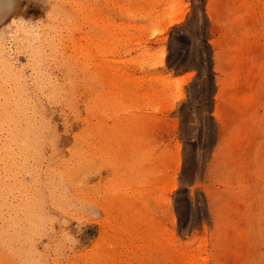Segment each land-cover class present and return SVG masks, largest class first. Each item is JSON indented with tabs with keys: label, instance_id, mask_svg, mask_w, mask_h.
<instances>
[{
	"label": "rangeland",
	"instance_id": "374dc122",
	"mask_svg": "<svg viewBox=\"0 0 264 264\" xmlns=\"http://www.w3.org/2000/svg\"><path fill=\"white\" fill-rule=\"evenodd\" d=\"M0 264H264V0H0Z\"/></svg>",
	"mask_w": 264,
	"mask_h": 264
},
{
	"label": "bare ground",
	"instance_id": "6f19581e",
	"mask_svg": "<svg viewBox=\"0 0 264 264\" xmlns=\"http://www.w3.org/2000/svg\"><path fill=\"white\" fill-rule=\"evenodd\" d=\"M179 23H180V22L177 21V22L172 23L171 25L173 26V25H176V24H179Z\"/></svg>",
	"mask_w": 264,
	"mask_h": 264
},
{
	"label": "crops",
	"instance_id": "0c3cea01",
	"mask_svg": "<svg viewBox=\"0 0 264 264\" xmlns=\"http://www.w3.org/2000/svg\"><path fill=\"white\" fill-rule=\"evenodd\" d=\"M181 74H183V73H181Z\"/></svg>",
	"mask_w": 264,
	"mask_h": 264
}]
</instances>
